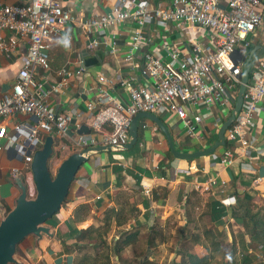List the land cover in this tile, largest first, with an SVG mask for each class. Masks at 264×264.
<instances>
[{
	"label": "crops",
	"instance_id": "0c3cea01",
	"mask_svg": "<svg viewBox=\"0 0 264 264\" xmlns=\"http://www.w3.org/2000/svg\"><path fill=\"white\" fill-rule=\"evenodd\" d=\"M58 1L64 10L70 12L72 20L63 27L52 44L49 52L50 71L39 69L37 77L46 88L51 89L60 82L61 71L73 73L72 80L66 87L49 96L48 104L60 114L74 118L79 115L80 118L75 119L74 124L90 129L84 135L99 137L91 130L93 114L86 109V102L94 98L98 78L105 76L112 80L116 86L106 87L124 102H128L129 91L120 86L121 82L134 79L139 85L147 84L141 71L133 68L125 59L134 23L128 21L102 30L93 29L89 34L84 28L85 24L91 19L111 13L116 0ZM148 1L158 8H170L172 4V0ZM30 2L32 0H0V7L26 5ZM144 31L146 39L137 55L138 61H142L145 53L156 52L167 59L168 52L174 45L185 46L183 52L188 53L192 45H211L214 40L210 31L187 24L167 33L157 23L149 22ZM67 37L72 38L70 46L66 43ZM249 39V49L242 52L243 68L249 60L255 62L264 58V23ZM93 40H97L99 45L91 50L88 46ZM111 47L116 48L114 54L111 53ZM28 50V41L21 38L17 47L9 54H0V99L11 92L20 69L27 62ZM81 69L83 72L79 74ZM238 93L239 90L236 98ZM262 108L257 126L250 133L251 146L245 153H241L238 145L229 144L226 140L225 146L207 156L178 159L172 153L163 131L146 113L135 118L138 119V131L134 144L130 135L129 141L123 146L99 145L82 149L73 146L78 133L74 132L73 137L66 140L68 149L60 151L57 148L59 139L51 136L55 142L54 153L49 161V167L51 160L55 162L54 169L51 170L53 175L74 154L88 150V160L80 167L60 212L46 224L52 237L46 234L41 238L31 235L18 246L17 253L21 251L29 264H39L41 261L46 264H75L77 232L90 226L98 228L103 225L104 213L111 208L125 209L129 221L121 230L138 229L141 233L140 240L153 227L157 230L158 223L161 226L177 224L178 227L185 228L190 218L199 226L203 224L226 232L231 243L233 232L236 236L241 230L233 217L235 210H241V202L250 200L256 205L264 202V99ZM212 111L213 116L205 120L198 133L192 136L174 114L166 111L149 114L169 129L177 152L193 155L214 146L219 141L222 126L230 118L226 119V113H223L226 110L222 112L214 108ZM1 122L8 130H12L15 124H34L35 120L31 116L18 114L2 118ZM42 136L44 143L50 137L46 134ZM230 148L235 152L234 163L222 166L224 150ZM23 165L14 150L0 153V223L2 213L7 215L11 212L21 195L11 169L22 168ZM23 178L26 181V173ZM210 178H214L217 185L210 191H205L202 185ZM143 186L152 188L149 197L144 194ZM28 192L31 196L34 195L31 189ZM231 198L236 199V204L225 207L222 201ZM82 205H88L90 210L87 211V216L81 215L82 221L75 223V211ZM197 211L199 213L196 214ZM119 230L114 228L110 236L113 237ZM16 259L18 260L17 255Z\"/></svg>",
	"mask_w": 264,
	"mask_h": 264
},
{
	"label": "built area",
	"instance_id": "2783aa9c",
	"mask_svg": "<svg viewBox=\"0 0 264 264\" xmlns=\"http://www.w3.org/2000/svg\"><path fill=\"white\" fill-rule=\"evenodd\" d=\"M71 20L70 12L58 0H32L26 5L0 7V54H9L21 38L29 43L27 62L11 92L0 99V153L14 150L24 164L22 168L11 169L14 179L23 178L31 171L34 156L44 144L42 134L57 137V148L66 151V140L81 128V124H74L79 115L74 118L60 114L47 101L51 94L69 84L73 73L61 71L60 82L51 89L37 77L39 69L50 71L52 44ZM128 21L134 23V30L125 59L141 71L147 84L139 85L134 79L121 82L120 86L129 91L128 102H124L106 87L114 88L116 84L100 76L93 100L86 102L87 111L93 114L91 130L99 137L76 133L74 147L126 145L133 119L143 113L174 114L191 136L213 116L214 108L226 110L223 112L226 119L231 116L242 84V52L249 49L250 36L263 27V0H172L170 8L154 7L148 0H116L111 13L91 19L84 28L90 34L93 29L102 30ZM149 22L157 23L167 33L184 24L199 26L212 33L213 44L192 45L188 53L183 52L185 46L178 44L171 47L167 59L150 52L138 61L137 55L146 39L144 29ZM66 43L70 46L72 38L67 37ZM98 45L93 40L88 48L92 50ZM115 50L111 47L112 54ZM263 99L264 58H260L251 67L241 111L226 132L228 143L238 145L241 153L251 146L250 133L257 126ZM18 114L33 117L35 123L15 124L8 130L1 119ZM234 153L232 148L225 149L221 165L231 166ZM216 185V180L210 178L202 188L210 191ZM143 191L149 197L152 188L143 186ZM222 204L234 206L236 199L223 200Z\"/></svg>",
	"mask_w": 264,
	"mask_h": 264
},
{
	"label": "trees",
	"instance_id": "16d2710c",
	"mask_svg": "<svg viewBox=\"0 0 264 264\" xmlns=\"http://www.w3.org/2000/svg\"><path fill=\"white\" fill-rule=\"evenodd\" d=\"M239 209L241 210L233 212V217L241 226V230L236 236L233 232L231 243L228 241L227 233L219 229L204 226L201 234L190 230L186 238L188 237L192 246L198 247L204 242L207 250L200 254L182 249L183 251L179 253L180 262L174 264H264V202L256 205L250 200H244ZM89 210L88 205L78 207L75 211V223L82 221L81 215L87 216ZM128 221L125 209L111 208L104 213L103 225L98 228L90 226L78 231L74 247L77 254L75 264H113L116 259L122 264H156L148 254L142 259L127 260L128 258L125 257L128 248L140 243L141 235L138 229L121 230ZM195 224V220L189 218L183 232L187 233L192 225V229L195 230ZM114 228L120 230L109 242L108 238ZM195 231L200 230L196 228ZM162 235L153 227L149 232L147 249H153L158 238L164 237ZM226 243L231 248L230 252L225 251ZM218 255L222 256L221 261L217 260ZM39 264L46 263L41 261Z\"/></svg>",
	"mask_w": 264,
	"mask_h": 264
},
{
	"label": "water",
	"instance_id": "95a60500",
	"mask_svg": "<svg viewBox=\"0 0 264 264\" xmlns=\"http://www.w3.org/2000/svg\"><path fill=\"white\" fill-rule=\"evenodd\" d=\"M253 64L254 61L251 60L245 64L235 109L221 128L219 141L207 150L193 155L177 152L169 129L152 114H145L154 120L163 131L176 158L189 160L207 156L214 153L219 147L226 145L225 133L235 121L236 115L241 111L243 95L249 83ZM135 118L132 121L130 130L133 144L137 141L138 131V119ZM89 132L90 129L86 126H82L78 130L80 135L88 134ZM87 152L88 150H85L69 157L58 167L57 173L53 175L49 167V161L54 153V139L51 136L46 139L43 147L36 152L31 165V173L36 189L35 197L29 198V190L25 179L16 178L15 183L21 191V195L11 212L7 215L4 212L2 213V221L0 223V264H19L16 259L17 248L27 237L33 235L41 238L43 234L52 237L53 234L50 232V228L46 227V224L60 212L80 167L88 160Z\"/></svg>",
	"mask_w": 264,
	"mask_h": 264
},
{
	"label": "rangeland",
	"instance_id": "374dc122",
	"mask_svg": "<svg viewBox=\"0 0 264 264\" xmlns=\"http://www.w3.org/2000/svg\"><path fill=\"white\" fill-rule=\"evenodd\" d=\"M43 145L41 144L39 148H42ZM54 164L55 162L51 160L50 163V169H54ZM55 175V171H54ZM26 181H27V186L28 190L31 189L32 193L35 195L36 194V189H35V184H34V179L31 171L26 172ZM34 195L29 194V198L32 199L34 198ZM199 213V211L196 212V214ZM205 221V220H204ZM206 226V225H205ZM187 231V233H183V228L184 227H178L177 224H167L166 226H161V224L158 223L157 230L161 232V234L164 232V237H159L157 240V244L153 249H147V240L149 238V233H145L142 236V239L140 240V243L133 248L130 247L125 253V257H127V260L131 259H142L144 256L148 254L150 256V259L153 260L156 264H174V262L179 263L181 260V257L179 256V253L182 249H187L191 250L192 252L200 253L203 254L206 252L207 245L202 242L200 246H192V244L188 241V237L186 238V234L192 230L193 233H199L201 234V231L203 230L204 226H199L197 223L195 224V227L198 228L200 231H195L193 230V225L190 226ZM113 234V233H111ZM189 236V235H188ZM112 237L109 236L108 241L111 242ZM163 240V241H162ZM204 240V239H202ZM231 248L229 245L226 243L225 244V251L230 252ZM20 251V250H19ZM183 251V250H182ZM17 258L22 264H29L21 255V251L19 254L17 253ZM218 261L222 260V256L217 257ZM113 264H122L116 261Z\"/></svg>",
	"mask_w": 264,
	"mask_h": 264
}]
</instances>
